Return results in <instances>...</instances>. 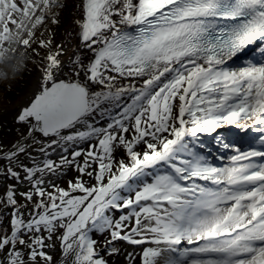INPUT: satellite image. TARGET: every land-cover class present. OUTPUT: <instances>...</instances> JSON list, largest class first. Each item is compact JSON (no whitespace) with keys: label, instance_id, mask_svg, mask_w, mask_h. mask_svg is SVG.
<instances>
[{"label":"snow or ice","instance_id":"1","mask_svg":"<svg viewBox=\"0 0 264 264\" xmlns=\"http://www.w3.org/2000/svg\"><path fill=\"white\" fill-rule=\"evenodd\" d=\"M5 59L0 264H264V0H0Z\"/></svg>","mask_w":264,"mask_h":264},{"label":"rangeland","instance_id":"2","mask_svg":"<svg viewBox=\"0 0 264 264\" xmlns=\"http://www.w3.org/2000/svg\"><path fill=\"white\" fill-rule=\"evenodd\" d=\"M12 63L15 64L16 61H13ZM29 67H31V65H29ZM21 70H22V72H21V74H22L23 73V68H21ZM0 72H6L9 77L12 76V74H13V68L8 63V61L6 59L3 61V68H0ZM26 77L28 79L27 75H26ZM27 79L25 78V80H27ZM0 95H2V94L0 93ZM5 107H11V103L10 104L5 103L3 101V99L1 98V96H0V108H5Z\"/></svg>","mask_w":264,"mask_h":264},{"label":"trees","instance_id":"3","mask_svg":"<svg viewBox=\"0 0 264 264\" xmlns=\"http://www.w3.org/2000/svg\"><path fill=\"white\" fill-rule=\"evenodd\" d=\"M20 71L22 72V70L20 69ZM26 75L27 74H25V76L23 77V73L20 75V76H18V77H16L17 79H22L23 78V80H25V78L27 79V77H26ZM11 77V76H10ZM26 81V80H25ZM7 82H14V81H7ZM6 82V83H7ZM2 95H0L1 96V98L3 99V97H4V94L3 93H1ZM3 101L5 102V103H8V104H10V103H14L15 102V100H12L11 102H7V101H5L4 99H3Z\"/></svg>","mask_w":264,"mask_h":264},{"label":"flooded vegetation","instance_id":"4","mask_svg":"<svg viewBox=\"0 0 264 264\" xmlns=\"http://www.w3.org/2000/svg\"><path fill=\"white\" fill-rule=\"evenodd\" d=\"M15 103V102H14ZM11 104H13V103H11Z\"/></svg>","mask_w":264,"mask_h":264}]
</instances>
